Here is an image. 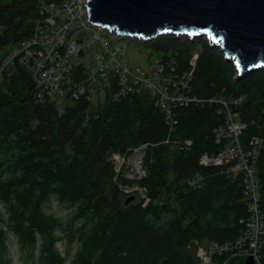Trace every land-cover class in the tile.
Masks as SVG:
<instances>
[{"label":"trees","instance_id":"1","mask_svg":"<svg viewBox=\"0 0 264 264\" xmlns=\"http://www.w3.org/2000/svg\"><path fill=\"white\" fill-rule=\"evenodd\" d=\"M37 16V0H0V62L6 48L31 34ZM145 43L161 52L164 72L173 79L191 71V99L171 104L168 118L147 88L123 94L115 78L101 99L78 95L59 111L35 99L22 65L2 72L0 260L7 230L37 264H202L195 242H234L248 216L244 173L227 172L231 163L200 161L203 153L222 148L214 129L223 113L219 102L208 100L214 95L240 98L235 110L245 123L243 145L261 139L255 168L264 218V70L239 77L206 38L169 35ZM139 146L144 173L135 182L143 195L125 204L128 195L120 187L133 179L117 175L111 156ZM194 173L203 176L197 188L187 183ZM52 198L72 210L66 220L46 210ZM59 239L68 247L64 252ZM260 243L264 264V230ZM229 253L214 258L243 262Z\"/></svg>","mask_w":264,"mask_h":264},{"label":"built area","instance_id":"2","mask_svg":"<svg viewBox=\"0 0 264 264\" xmlns=\"http://www.w3.org/2000/svg\"><path fill=\"white\" fill-rule=\"evenodd\" d=\"M82 1L37 0L39 16L35 20L33 31L16 45L1 67L12 63L16 56L23 67L29 56L31 65L26 71L33 82V96L40 103L54 104L59 111L78 95L91 98L93 94L105 90L104 87L109 86L113 78L123 94L139 86L147 88L153 95L155 104L166 112L167 118L170 116L171 104H183L191 99L188 97L191 71L185 72L182 79H173V76L164 72L160 58L155 59L149 69L131 67L127 60V45L119 41L126 37L108 39L101 35L99 28L88 23V11L84 9ZM19 53L23 56L20 57ZM191 64L193 65V61ZM112 94L116 97V93ZM208 100L219 102L223 113L222 123L214 129L215 139L222 143V148L214 155L203 153L200 161L204 165L218 166L231 163V166L225 168L227 172L232 175L244 173L243 197L248 216L244 220L243 232L234 242L223 245L210 242L204 253H201L204 249L202 245L195 242L197 254L202 258V264H225L217 263L214 255H222L227 251L237 258L252 255L255 264H261L259 248L264 218L259 203L255 168L261 139H249L248 145H243L241 135L245 123L235 110L239 97L214 95ZM139 149L134 151L140 155L137 158L140 163L142 153ZM202 179L201 174L194 173L188 177L187 183L192 188H197ZM233 249L235 252H232Z\"/></svg>","mask_w":264,"mask_h":264},{"label":"water","instance_id":"3","mask_svg":"<svg viewBox=\"0 0 264 264\" xmlns=\"http://www.w3.org/2000/svg\"><path fill=\"white\" fill-rule=\"evenodd\" d=\"M89 20L119 37L149 41L163 34L204 36L239 77L264 70V0H86ZM239 65V67H238ZM135 195L125 199V204ZM241 264H255L252 255Z\"/></svg>","mask_w":264,"mask_h":264},{"label":"rangeland","instance_id":"4","mask_svg":"<svg viewBox=\"0 0 264 264\" xmlns=\"http://www.w3.org/2000/svg\"><path fill=\"white\" fill-rule=\"evenodd\" d=\"M101 34L105 37H108V34L104 31H101ZM169 35H175V34H171V33L163 34V35H160L156 38H161V37L169 36ZM177 36L190 38L188 35H182V34H178ZM190 39H192V38H190ZM193 39H197L199 41H202L205 38H204V36L203 37L202 36H196ZM119 41H120V43H125L127 45V49H126L127 60H128V64L131 67L139 66V67H142L144 69H149L151 63L155 59H157L158 56L161 55L160 51L152 50L151 48H149L146 45L145 42L140 41L138 39L123 38V39H119ZM115 44H117V42H115ZM16 45H18V43L13 45L10 48L9 47L6 48L2 52V54L3 53H7V54L5 55V57L0 62V67L3 65L5 58H7L12 53L13 49L17 47ZM19 56L21 57V56H23V54L19 53ZM15 61L21 62V60H19L18 56L15 57ZM29 65H31V59L28 56L25 59V62L23 64V68L26 70ZM103 93H104V91H99L98 93L93 94L92 99L93 100H96L98 98L101 99L103 97ZM138 148H140L139 151H142V146L141 147L139 146ZM132 151L133 152L130 153L129 155L128 154L127 155H119L117 153H114V154H112L111 159L113 160V162L115 164V170L117 172V175H119L121 177L129 178V179H133V183L131 185H124V186L120 187L121 190H123V192L125 193V195H128V196L129 195L137 196L138 194L143 195V189L141 188V186L139 185L138 182L137 183L135 182V180L141 178L144 171L142 170L141 175H139V173H138V174H136L135 177H133V173L135 170V166L133 164V158L136 157V151H134V150H132ZM142 156H141V160H140L139 165H141ZM136 159H137V157H136ZM45 207H46L47 211H49V212L53 213L54 215L60 217L62 220H66L72 213V210L70 209V207L66 206L63 203L57 202L53 198L46 202ZM58 231H60V230H58ZM5 243H6V246H5L6 249L2 254L0 264H37L35 262V259L33 260L32 256H30L28 254V251L19 244V242L17 241V238L8 230H7ZM194 244L196 246V243H194ZM57 245L62 252L66 251V249L68 248L66 246V242L64 239H59L57 241ZM206 246L202 245V247L204 249H203V251H201V253H204ZM69 249L71 251H73L75 249V242H73L69 246ZM196 255L198 256L197 248H196ZM199 261H202V258L199 257ZM66 264H69V262L67 261Z\"/></svg>","mask_w":264,"mask_h":264},{"label":"bare ground","instance_id":"5","mask_svg":"<svg viewBox=\"0 0 264 264\" xmlns=\"http://www.w3.org/2000/svg\"><path fill=\"white\" fill-rule=\"evenodd\" d=\"M84 1H86V0H83L82 3H83ZM83 7H84V9L87 10V5H86V4H83ZM87 19H88V23H89L91 26H93V27H97V28L100 29V34H101V31L106 32V33L108 34V37H106V38L111 39L112 37H119L118 34H117V32H116V29H115V28H114V29H109L108 27H106V26H102V25H100V24L95 25L94 23H92V22L89 20V17H88V16H87ZM33 22H34V27H35V24H36V23H35V21H33ZM101 35H102V34H101ZM104 37H105V36H104ZM9 61L12 62L11 59H10ZM15 65H22V63L14 60L12 63H10V64H8V65H6V66H4V67H0V75L2 74V72H7V73H9L10 71H12V70L15 68ZM137 148H138V147H137ZM137 148H135V149H137ZM135 149H134V150H135ZM139 156H140V155L136 153V157L138 158ZM136 157L133 158V164H134V166H135V170H134V173H133V177H135L136 174H138V173H139V175L142 174V167H141V165H140L139 167H137L140 163H139L138 159H136ZM129 196H130V195H129ZM127 197H128V196H127ZM127 197H126V198H127ZM245 258H246V257H245ZM245 258H243V259H245Z\"/></svg>","mask_w":264,"mask_h":264},{"label":"snow or ice","instance_id":"6","mask_svg":"<svg viewBox=\"0 0 264 264\" xmlns=\"http://www.w3.org/2000/svg\"><path fill=\"white\" fill-rule=\"evenodd\" d=\"M238 67H239V65H238Z\"/></svg>","mask_w":264,"mask_h":264},{"label":"clouds","instance_id":"7","mask_svg":"<svg viewBox=\"0 0 264 264\" xmlns=\"http://www.w3.org/2000/svg\"><path fill=\"white\" fill-rule=\"evenodd\" d=\"M248 256V255H247Z\"/></svg>","mask_w":264,"mask_h":264}]
</instances>
